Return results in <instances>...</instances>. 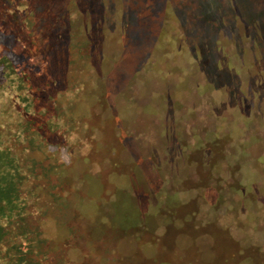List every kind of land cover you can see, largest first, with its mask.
Returning a JSON list of instances; mask_svg holds the SVG:
<instances>
[{
  "label": "rangeland",
  "instance_id": "obj_1",
  "mask_svg": "<svg viewBox=\"0 0 264 264\" xmlns=\"http://www.w3.org/2000/svg\"><path fill=\"white\" fill-rule=\"evenodd\" d=\"M0 151V264H264V0H0Z\"/></svg>",
  "mask_w": 264,
  "mask_h": 264
},
{
  "label": "trees",
  "instance_id": "obj_2",
  "mask_svg": "<svg viewBox=\"0 0 264 264\" xmlns=\"http://www.w3.org/2000/svg\"><path fill=\"white\" fill-rule=\"evenodd\" d=\"M5 158H8V154L6 152L0 151V214H4L5 206L11 208L17 205V184L20 179L17 167L12 164L13 159L11 160V164L12 168H14V173L9 170L2 171L1 167L7 166Z\"/></svg>",
  "mask_w": 264,
  "mask_h": 264
}]
</instances>
